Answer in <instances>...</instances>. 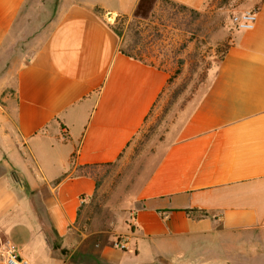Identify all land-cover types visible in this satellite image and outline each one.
<instances>
[{"label": "crops", "instance_id": "0c3cea01", "mask_svg": "<svg viewBox=\"0 0 264 264\" xmlns=\"http://www.w3.org/2000/svg\"><path fill=\"white\" fill-rule=\"evenodd\" d=\"M140 1L62 2L44 40L0 82V254L10 241L28 264H264V0L163 140L127 248L79 226L97 186L79 167L120 159L170 78L122 53L106 20ZM171 1L200 10L211 0ZM27 2L0 0V51Z\"/></svg>", "mask_w": 264, "mask_h": 264}, {"label": "rangeland", "instance_id": "374dc122", "mask_svg": "<svg viewBox=\"0 0 264 264\" xmlns=\"http://www.w3.org/2000/svg\"><path fill=\"white\" fill-rule=\"evenodd\" d=\"M69 1L28 0L0 51V82L13 80L30 50L50 32L62 2ZM253 5V0H211L196 10L174 1L146 0L132 15H107L110 27L120 32V45L128 46L140 32L138 49L148 53L149 61L165 68L170 78L120 159L88 171L97 186L79 209L78 223L85 232L124 237V231L130 229L139 188L161 155L163 140L209 83L212 71L238 31L233 18L254 9ZM11 93L12 88L6 89L4 95Z\"/></svg>", "mask_w": 264, "mask_h": 264}, {"label": "built area", "instance_id": "2783aa9c", "mask_svg": "<svg viewBox=\"0 0 264 264\" xmlns=\"http://www.w3.org/2000/svg\"><path fill=\"white\" fill-rule=\"evenodd\" d=\"M257 18V12L255 9H248L237 14L233 18L238 30H246L253 28ZM114 245L121 248H127V240L125 237L117 236L114 241ZM0 259L5 261L6 264H28V262L20 255L15 245L7 241L5 250L0 254Z\"/></svg>", "mask_w": 264, "mask_h": 264}, {"label": "trees", "instance_id": "16d2710c", "mask_svg": "<svg viewBox=\"0 0 264 264\" xmlns=\"http://www.w3.org/2000/svg\"><path fill=\"white\" fill-rule=\"evenodd\" d=\"M144 1L146 0H141L140 4L138 5V8H141V6L143 5ZM165 1H171V0H165ZM184 7H186L184 5ZM113 31L120 37V32L116 29V28H112ZM138 34V38L135 39L132 43H130L128 46L124 47L122 45H120V51L128 56H131L133 58L148 62L150 64L156 65L153 62L148 60V53H144L141 51V49H138L139 45H140V32L137 33ZM159 66V65H158ZM161 67V66H160ZM92 168H95V166H83V167H79V171L80 174H91L88 171ZM187 214L189 216H195L197 212H199V214L203 215L204 212L203 211H198V209H187L186 210Z\"/></svg>", "mask_w": 264, "mask_h": 264}, {"label": "bare ground", "instance_id": "6f19581e", "mask_svg": "<svg viewBox=\"0 0 264 264\" xmlns=\"http://www.w3.org/2000/svg\"><path fill=\"white\" fill-rule=\"evenodd\" d=\"M114 16H115V15H112V14H111V18H113Z\"/></svg>", "mask_w": 264, "mask_h": 264}, {"label": "water", "instance_id": "95a60500", "mask_svg": "<svg viewBox=\"0 0 264 264\" xmlns=\"http://www.w3.org/2000/svg\"><path fill=\"white\" fill-rule=\"evenodd\" d=\"M109 14H111V13H109Z\"/></svg>", "mask_w": 264, "mask_h": 264}]
</instances>
